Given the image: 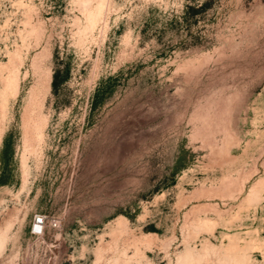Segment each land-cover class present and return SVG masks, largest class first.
Wrapping results in <instances>:
<instances>
[{
	"label": "rangeland",
	"instance_id": "rangeland-1",
	"mask_svg": "<svg viewBox=\"0 0 264 264\" xmlns=\"http://www.w3.org/2000/svg\"><path fill=\"white\" fill-rule=\"evenodd\" d=\"M0 264H264V0H0Z\"/></svg>",
	"mask_w": 264,
	"mask_h": 264
},
{
	"label": "built area",
	"instance_id": "built-area-1",
	"mask_svg": "<svg viewBox=\"0 0 264 264\" xmlns=\"http://www.w3.org/2000/svg\"><path fill=\"white\" fill-rule=\"evenodd\" d=\"M46 221V215L44 213L37 212L33 215V223L31 231L34 233H42Z\"/></svg>",
	"mask_w": 264,
	"mask_h": 264
},
{
	"label": "bare ground",
	"instance_id": "bare-ground-1",
	"mask_svg": "<svg viewBox=\"0 0 264 264\" xmlns=\"http://www.w3.org/2000/svg\"><path fill=\"white\" fill-rule=\"evenodd\" d=\"M138 242V241H137ZM140 242V241H139Z\"/></svg>",
	"mask_w": 264,
	"mask_h": 264
}]
</instances>
